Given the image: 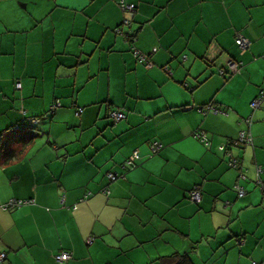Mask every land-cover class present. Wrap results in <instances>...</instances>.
Returning a JSON list of instances; mask_svg holds the SVG:
<instances>
[{
	"label": "crops",
	"instance_id": "1",
	"mask_svg": "<svg viewBox=\"0 0 264 264\" xmlns=\"http://www.w3.org/2000/svg\"><path fill=\"white\" fill-rule=\"evenodd\" d=\"M119 1L0 0V264H264V0Z\"/></svg>",
	"mask_w": 264,
	"mask_h": 264
},
{
	"label": "built area",
	"instance_id": "2",
	"mask_svg": "<svg viewBox=\"0 0 264 264\" xmlns=\"http://www.w3.org/2000/svg\"><path fill=\"white\" fill-rule=\"evenodd\" d=\"M121 9L124 11V12H127V13H130L134 10L135 8V5L132 4V3H127L125 1H122L121 2ZM238 46H240V48L242 49V51H244L246 48L249 47L250 45V41L244 36V35H240L237 40H236ZM135 55L139 58L140 61H144V62H147V59L146 57L141 54L138 50H135L134 51ZM148 65L150 66L151 63H148ZM228 72H232V73H237L240 71V63L239 62H236L235 60H230L228 62ZM168 69V68H166ZM222 74H225L226 73V70H223L221 71ZM18 86H20V84H18ZM264 98V92H262L260 94V96L255 99L252 103H251V106L253 109H256L258 107L261 106V102H262V99ZM61 106V103L57 102V105H54L52 107V111L51 112H54V110ZM199 110L203 113H214V114H226L227 112L222 110L221 108L217 107L216 105H214L213 103H209V104H206L204 106H201L199 108ZM82 112V110H81ZM110 117L116 121V122H119L123 119H125L127 117V114L125 112V110H123L122 108H119V109H114L113 111L110 112ZM40 119L39 118H35L34 120H29V122L31 123H34V124H37L39 123ZM248 122L251 123V119H248ZM18 127V125L16 126ZM196 137L201 140V142H203L207 147H209L211 145L210 141L206 138V136L201 132V133H197L196 134ZM237 143H241V144H245V145H252L254 143L253 141V137H252V134L251 132L247 131V130H242L239 134V137L237 139ZM162 148V144L158 141H155L151 144V150L153 153H158ZM223 148V147H222ZM141 158L140 156V153L138 150H135L133 152V154L126 160L125 162V166L126 167H134L137 163V161ZM229 164L232 166V167H236L238 165V160L235 159V158H232L229 162ZM262 169L259 168V172L261 171ZM109 177L111 180H115L118 175L115 174V173H111L109 174ZM238 193H239V196H244L245 195V191L243 188L241 187H237L236 188ZM107 192V190H105ZM189 198L192 202L194 203H199L202 199V191H201V187L200 186H196L194 187L190 193H189ZM23 201H11L9 204H6L4 205L3 207L4 208H9V207H14V206H18L20 204H22ZM76 208V207H75ZM6 257V254L5 253H1L0 254V260H4ZM72 258V253L69 252V251H66V250H62L60 253H58L56 255V259L59 261V262H66L68 261L69 259ZM253 264H258L257 262H253Z\"/></svg>",
	"mask_w": 264,
	"mask_h": 264
},
{
	"label": "trees",
	"instance_id": "3",
	"mask_svg": "<svg viewBox=\"0 0 264 264\" xmlns=\"http://www.w3.org/2000/svg\"><path fill=\"white\" fill-rule=\"evenodd\" d=\"M122 1H125V0H120L119 2H118V5H119V8L121 9V2ZM126 2V1H125ZM128 3V2H127ZM135 5V4H134ZM136 7V6H135ZM135 10H136V8H134V10L132 11V12H130V14H132V16L134 15L133 13H135ZM121 11L123 12V13H127V12H124L122 9H121ZM129 14V13H128ZM127 18H125V20H126ZM125 20H124V22L123 23H121V24H119L115 29H114V32H115V34H117V35H121V36H126V38H127V40L130 42V43H133V42H135V40H136V37H137V35H136V33H134V34H129V33H126V29H128V28H130V26L133 24V17H131L130 18V20H131V24H130V26L127 24V23H125ZM237 43V42H236ZM238 45V44H237ZM136 50V48L135 47H132V51L134 52ZM144 55V54H143ZM136 56V55H135ZM145 57H146V59H147V62H144V61H140L139 60V58L136 56V58L140 61V62H143V63H145V64H147L148 65V63H149V60H148V58H147V56L146 55H144ZM80 109L82 110V112H83V108H81L80 107ZM114 109H112V110H110V112L111 111H113ZM223 110V109H222ZM225 111V110H224ZM40 119V118H39ZM17 124H19L18 125V129L19 128H26L27 127V124H32L31 122H29V118H25L22 122H19V123H17ZM238 139V138H237ZM235 144H240V145H242V146H247V145H245V144H241V143H237V140H234L233 141ZM9 159H11V156H9L8 158H7V160L6 161H9ZM184 262H185V259H182L181 261H179L178 262V264H184Z\"/></svg>",
	"mask_w": 264,
	"mask_h": 264
},
{
	"label": "water",
	"instance_id": "4",
	"mask_svg": "<svg viewBox=\"0 0 264 264\" xmlns=\"http://www.w3.org/2000/svg\"><path fill=\"white\" fill-rule=\"evenodd\" d=\"M125 23H127V24L130 26V24H131V20H130V18H127V19L125 20Z\"/></svg>",
	"mask_w": 264,
	"mask_h": 264
}]
</instances>
